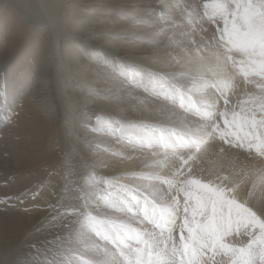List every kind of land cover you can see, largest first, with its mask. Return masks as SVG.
<instances>
[{
    "label": "bare ground",
    "instance_id": "obj_1",
    "mask_svg": "<svg viewBox=\"0 0 264 264\" xmlns=\"http://www.w3.org/2000/svg\"><path fill=\"white\" fill-rule=\"evenodd\" d=\"M204 11L197 0H0V70L10 59L6 77L0 78L1 104L13 119L21 101L29 111L18 118L29 127V155L16 158L13 170L29 171V190L33 187L28 219L9 206L0 183V200L6 201L0 203V264H42L57 243L75 248L77 243H67L74 232L85 237L82 258L92 259L94 246L105 247V241L82 232L76 216L64 215L66 208L82 203L85 191L91 194L105 184L126 186L128 197L144 203L148 182L135 177L152 171L146 164L156 157L147 148L134 152L141 149L140 137L153 127L197 122L179 101L166 100L145 85L150 79L164 86L175 82L177 59L192 68L214 63L205 48L216 45L219 33L209 28V20L195 21ZM142 24L152 29L151 37ZM120 68L135 79L119 75ZM206 78L215 79L210 73ZM236 84L232 102L245 88L251 90L239 77ZM212 91L194 90L184 103L198 104ZM118 125L123 131L113 134ZM215 151L209 153L214 161ZM237 154L241 160L247 156L242 150ZM218 162L227 167V161ZM255 162L264 166L259 158ZM152 188L162 191L166 185L153 182ZM258 201L264 202L259 189L253 196ZM89 203L101 219L132 222L123 211Z\"/></svg>",
    "mask_w": 264,
    "mask_h": 264
},
{
    "label": "snow or ice",
    "instance_id": "obj_2",
    "mask_svg": "<svg viewBox=\"0 0 264 264\" xmlns=\"http://www.w3.org/2000/svg\"><path fill=\"white\" fill-rule=\"evenodd\" d=\"M203 7L219 33L216 45L205 48L214 63L192 68L177 59L175 82L164 86L150 79L145 85L179 101L197 122L153 127L140 137L139 147L156 157L146 164L152 171L135 177L148 182L143 204L125 194L126 186L105 184L65 209L82 232H94L107 246H94L93 258L85 260L83 249L57 243L42 264H264V202H253L254 193L264 191V166L255 162L264 161V0H206ZM158 19H165L163 12ZM209 73L215 79H207ZM118 74L135 79L124 68ZM237 77L251 90L232 102ZM208 88L211 95L198 104L184 103L194 90ZM122 131L118 125L113 134ZM213 147L215 161L209 156ZM234 150L247 156L241 160ZM153 182L166 189L154 190ZM90 200L129 214L132 222L101 219L89 210Z\"/></svg>",
    "mask_w": 264,
    "mask_h": 264
},
{
    "label": "rangeland",
    "instance_id": "obj_3",
    "mask_svg": "<svg viewBox=\"0 0 264 264\" xmlns=\"http://www.w3.org/2000/svg\"><path fill=\"white\" fill-rule=\"evenodd\" d=\"M197 1H199V3H201L202 5L206 2L204 0H197ZM135 14L138 16L137 12ZM204 18L206 20H208L207 17H205L203 14H201L200 16H198L195 19V21H204L205 20ZM153 22H155V21H153ZM141 28L144 29V33L147 35V37H151L152 29L150 27H149V29H147V26L142 24ZM209 28L213 31H216L217 24L215 27L214 23H211L209 25ZM140 32H141V30L138 31V33H140ZM160 34H161V32H160ZM9 60L6 62V64H4L2 66L3 69L1 68V70H0V78H1V76H5L6 68L9 64ZM3 92H4V90L2 92L0 90V95ZM1 97L2 96H0V106H1L0 107V124H5L4 126H6V127L3 126L1 128V126H0V140H1L0 141V154H1L0 155V161H1L0 162V168H1L0 169V176H1L0 177V183L3 184L4 187L6 186L4 188V191H5L4 196L8 200L9 206L18 208L19 211L26 213V217L29 219V192L33 189V187H32L29 190V171L21 172V171H14L13 170V167L16 166L15 164L17 162L16 160L18 159V157H20V158L21 157H27L29 155V127L24 125L18 119L20 117L19 115H22L23 113L28 115L29 111L26 109L24 102L21 101L20 108L16 112V114L18 115V116L16 115L17 120L13 119L11 116V113H9V112H8L9 114L4 113V110L2 108L3 105L1 104ZM19 112H20V114H19ZM14 118H15V116H14ZM12 124H14V125H12ZM136 150L137 151H134V152H143L145 149L141 148V149H136ZM215 150L216 149L214 147V151ZM235 151H237V150H234V152ZM149 153L150 152H148V154ZM139 154H141V153H139ZM5 165H7L8 167H6ZM136 174H141V173H140V171H138ZM121 175H123V174H121ZM121 177L120 176H111L112 179H119ZM121 183H124V182L121 181ZM69 225H70V223L67 224V226H69ZM84 239H85V237H79L78 234H76L74 232V233H71L70 239L68 240L67 243L68 244H71V243L76 244L77 243V246L75 245L76 246L75 248L81 249L85 243V242H83ZM25 249H29V247L27 246ZM89 258L90 257H87V256L83 257V259H86V260Z\"/></svg>",
    "mask_w": 264,
    "mask_h": 264
}]
</instances>
